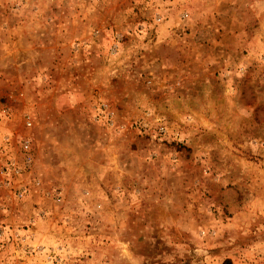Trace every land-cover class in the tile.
Instances as JSON below:
<instances>
[{"label": "rangeland", "instance_id": "rangeland-1", "mask_svg": "<svg viewBox=\"0 0 264 264\" xmlns=\"http://www.w3.org/2000/svg\"><path fill=\"white\" fill-rule=\"evenodd\" d=\"M2 108L0 264H264V0H0Z\"/></svg>", "mask_w": 264, "mask_h": 264}, {"label": "built area", "instance_id": "built-area-1", "mask_svg": "<svg viewBox=\"0 0 264 264\" xmlns=\"http://www.w3.org/2000/svg\"><path fill=\"white\" fill-rule=\"evenodd\" d=\"M0 123L7 124L11 121V112L8 108L0 110ZM26 128H31L32 120L29 115L24 116ZM30 141L27 138L19 141V151L22 154L21 161L13 156V140L9 135L0 137V186L12 191L13 197L20 201L27 197L28 185L23 180V176L30 169ZM38 186V182L34 181ZM52 198L56 203L60 202V194L54 193Z\"/></svg>", "mask_w": 264, "mask_h": 264}, {"label": "crops", "instance_id": "crops-1", "mask_svg": "<svg viewBox=\"0 0 264 264\" xmlns=\"http://www.w3.org/2000/svg\"><path fill=\"white\" fill-rule=\"evenodd\" d=\"M2 134V133H1Z\"/></svg>", "mask_w": 264, "mask_h": 264}]
</instances>
